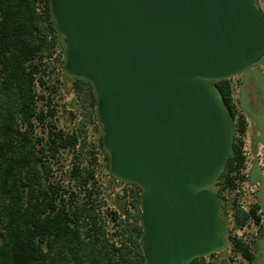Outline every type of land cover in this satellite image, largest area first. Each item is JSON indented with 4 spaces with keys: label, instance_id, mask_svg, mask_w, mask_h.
<instances>
[{
    "label": "water",
    "instance_id": "1",
    "mask_svg": "<svg viewBox=\"0 0 264 264\" xmlns=\"http://www.w3.org/2000/svg\"><path fill=\"white\" fill-rule=\"evenodd\" d=\"M256 0H48L61 73L87 81L108 173L140 190L144 264L225 246L211 190L234 126L212 82L264 57Z\"/></svg>",
    "mask_w": 264,
    "mask_h": 264
},
{
    "label": "trees",
    "instance_id": "2",
    "mask_svg": "<svg viewBox=\"0 0 264 264\" xmlns=\"http://www.w3.org/2000/svg\"><path fill=\"white\" fill-rule=\"evenodd\" d=\"M56 49L62 56L59 75L67 85L65 92L73 95L68 105L75 112L69 116L76 122L68 131L54 125L56 110L48 98L54 92L48 80ZM62 64L63 45L48 0H0V264H144L141 192L109 176L101 134L97 147L106 162L107 186L100 182L97 152L88 140L89 126L100 129L95 95L87 81L64 76ZM212 87L232 118L234 133L211 190L223 224L228 214L231 229L240 231L249 222L258 225L256 213L264 210V196L258 198L256 188V202L242 210L233 200L229 204L227 195L239 183L263 182L255 170L242 173L246 121L233 102L230 79L214 81ZM64 153L65 171L60 164ZM115 184L120 190L113 194ZM260 237L255 236L256 258L262 257L264 264ZM225 245L248 264L255 257L244 240L229 236L226 227ZM215 255L188 264H211L206 258Z\"/></svg>",
    "mask_w": 264,
    "mask_h": 264
},
{
    "label": "rangeland",
    "instance_id": "3",
    "mask_svg": "<svg viewBox=\"0 0 264 264\" xmlns=\"http://www.w3.org/2000/svg\"><path fill=\"white\" fill-rule=\"evenodd\" d=\"M256 7L264 16V0H256ZM62 62V56L60 50L56 49L55 53L51 60V66H53L52 74L48 80V85L53 86L54 91L52 94H49L48 98L51 100V106L56 110L54 117V125L56 128L68 131L75 125L76 120H71L69 114L75 112L74 109L69 108V102L73 98V95L70 92H65L67 85L63 83V79L59 75V70ZM235 82V88L232 89V99L237 109L247 118L252 120L257 128V131L260 133L264 128V57L260 60L258 64L247 69L246 71L239 74L233 78ZM248 128L247 133L250 132ZM101 130L92 125L88 127V140L95 146V152H97L98 168L97 175L102 182L103 186H107V170L106 162L102 156V153L98 150L97 140ZM243 148V147H242ZM245 152L247 153L246 162H257L260 158L261 151L258 150L259 155L250 154L248 146L245 147ZM68 163V155L62 154L60 164L63 166L62 170L65 171ZM257 168V167H256ZM249 169L245 171L244 174H247ZM259 178L264 184V167L257 169ZM257 185L255 189L247 182L239 183L235 191L230 192L227 195L228 203L241 206L247 210L252 204L256 202L254 194L257 188V197L262 198L264 196V185ZM113 189V194L119 192L120 185L115 184ZM109 193V190L105 192ZM112 196V195H110ZM110 204V202H109ZM259 217L258 225H253L251 222L240 231H233L231 229L230 216L227 214L224 216V226L227 228L229 236L240 237L244 242L250 246L253 255L255 256L251 263L249 264H262L263 258H256L258 255V248L255 247V236L261 235L260 238H264V210L260 209L256 213ZM230 258V261H228ZM206 261L211 264H248L243 261L238 256L232 254L228 246H224L216 255L212 258H206Z\"/></svg>",
    "mask_w": 264,
    "mask_h": 264
},
{
    "label": "crops",
    "instance_id": "4",
    "mask_svg": "<svg viewBox=\"0 0 264 264\" xmlns=\"http://www.w3.org/2000/svg\"><path fill=\"white\" fill-rule=\"evenodd\" d=\"M245 121H246V131L242 138V142H243L242 150L245 155V159H247V156H246L247 153L245 152L246 145L248 146L250 150V154L256 155L258 154L257 151L259 150V147L264 144V136L263 137L260 136V133L257 131V128L252 120L245 117ZM248 128L251 129L249 133H247ZM246 165L249 170H255L257 172V168H256L257 166L255 162L253 161L249 163L246 162Z\"/></svg>",
    "mask_w": 264,
    "mask_h": 264
},
{
    "label": "built area",
    "instance_id": "5",
    "mask_svg": "<svg viewBox=\"0 0 264 264\" xmlns=\"http://www.w3.org/2000/svg\"><path fill=\"white\" fill-rule=\"evenodd\" d=\"M233 78L234 77H232V78H230V85H231V88L233 89V88H235V82L233 81ZM259 150L261 151V156H260V158L257 160V162H256V166H257V169L259 170V169H261V168H263L264 167V144L263 145H261L260 147H259ZM257 155H259V152H258V154ZM247 165H246V163H245V168H244V170L242 171V173L244 174L245 173V171L247 170ZM251 186V188H253V189H255V187L257 186V184H254V185H250ZM240 209H242V210H245L243 207H241V206H238ZM247 226V225H246ZM245 226V227H246ZM245 227H243V229L245 228ZM236 256H238V255H236ZM239 257V256H238ZM240 258V257H239Z\"/></svg>",
    "mask_w": 264,
    "mask_h": 264
}]
</instances>
